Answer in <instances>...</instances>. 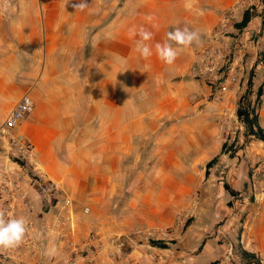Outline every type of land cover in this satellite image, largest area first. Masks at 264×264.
<instances>
[{"label":"crops","instance_id":"crops-1","mask_svg":"<svg viewBox=\"0 0 264 264\" xmlns=\"http://www.w3.org/2000/svg\"><path fill=\"white\" fill-rule=\"evenodd\" d=\"M251 2L255 0H0V123L23 94L34 102L15 129L33 145L32 153L21 162L0 152V172L18 185L17 195H24L13 216H25L33 241L27 252L12 249L11 260L37 264L40 251L55 247L56 228L65 229L68 222H55L52 216L65 199L72 202V224L87 212H114V189L120 188L115 181L122 178L127 186L141 188L136 195L147 197L135 204L172 212L178 203L151 196L181 197L183 181L177 172L182 165L218 157L239 163L236 185L243 195L259 198L254 242L240 243L264 263V142L231 120L236 121L238 100L249 89V98L257 99L256 126L264 130V15L227 30L229 45L241 43L240 50L235 44L231 51L237 75L231 92L209 100V89L190 75L194 51L222 15L241 20L242 9ZM133 26L153 33L147 42L153 55L147 60L135 50L139 36L130 37ZM177 27L196 30L199 38L167 65L155 55V44ZM231 144L232 156L222 152ZM120 165H126V175ZM191 179L185 187L196 186L200 177ZM37 181L55 184L54 204L38 194ZM80 228L87 230L86 225ZM94 264L113 263L101 251Z\"/></svg>","mask_w":264,"mask_h":264},{"label":"rangeland","instance_id":"rangeland-1","mask_svg":"<svg viewBox=\"0 0 264 264\" xmlns=\"http://www.w3.org/2000/svg\"><path fill=\"white\" fill-rule=\"evenodd\" d=\"M245 11L252 15H264V0L251 2L246 9H242V12ZM240 21L232 19L229 26L238 29ZM261 21L264 22V17ZM248 92L249 89H246L238 100L236 112H246L255 131L257 99H250ZM231 120L234 124L241 123L246 134L243 117L238 118L236 114V121L232 116ZM233 145L222 147V152L232 156L235 150ZM238 166L234 159L221 160L218 157L209 163L182 165V170L176 171L183 181L182 196H151L155 200L178 203L177 209L172 212L148 211L135 204V201L147 197L136 195L141 188L127 186V180L120 178L115 181L119 182L120 188L114 189L118 192V195H114V202L118 203L114 206V212L109 210L100 215L87 212L86 218L74 219L75 224H68L65 229L56 226V253L46 258V249H43L37 264H94L101 251L106 252L113 264H241L237 248L247 251L241 240L250 242V245L254 242L252 227L260 210L257 203L259 198L253 194L243 195L236 185L239 181ZM125 167L120 165L126 175ZM191 177H200L197 185L185 187V182L192 181ZM171 183L170 180L163 181L168 187ZM48 192V198H44L52 205L55 203L54 190ZM147 196L149 199L150 195ZM58 218L59 209H56L52 220L56 222ZM84 225L87 230L80 228ZM69 233L74 235V240H71ZM70 242L75 247L70 246Z\"/></svg>","mask_w":264,"mask_h":264},{"label":"built area","instance_id":"built-area-1","mask_svg":"<svg viewBox=\"0 0 264 264\" xmlns=\"http://www.w3.org/2000/svg\"><path fill=\"white\" fill-rule=\"evenodd\" d=\"M228 14L222 15L220 20L209 34V37L204 45L196 49L193 53V62L190 67V75L193 79L201 81L208 89V99L214 102L219 101L222 95L233 90L234 85L237 84V75L233 64L232 48L235 44L238 50L241 49V43L232 41V47L228 44V28L231 18ZM194 99V97H190ZM34 102L28 93L23 94L11 107L3 121L0 123V152L5 151L17 161L23 162L27 156L33 151V145L25 139L22 135L15 133L20 121L32 110ZM18 181V180H17ZM38 188L41 189L42 194L48 198L49 190H55V184L43 185L36 182ZM46 186L48 188L46 189ZM8 187H12L10 190ZM18 185L9 178L7 172H0V210H3L7 216H13L15 210V203L18 199H22L24 195H17ZM16 189V191H15ZM86 208L83 209V212ZM26 215V214H25ZM25 217V216H24ZM59 218L67 221L69 225L72 224V202L65 199L59 208ZM91 237L89 240H91ZM32 239L29 234L25 242L19 246L20 248L28 250V246L32 244ZM70 246L75 247L74 243L70 242ZM11 250H0V264H27V261H14L11 257ZM21 254L20 258L24 256Z\"/></svg>","mask_w":264,"mask_h":264},{"label":"clouds","instance_id":"clouds-1","mask_svg":"<svg viewBox=\"0 0 264 264\" xmlns=\"http://www.w3.org/2000/svg\"><path fill=\"white\" fill-rule=\"evenodd\" d=\"M85 5H81L83 7ZM190 7V5H188ZM149 20L153 17L149 16ZM129 35L132 38L139 36L135 41V50L140 57L147 60L153 55L152 46L147 42L152 40L153 33L144 27L137 29L135 26L129 29ZM199 38L196 30L188 27L175 28L166 34V40L163 43L155 44V55L163 63L172 65L181 55L182 51L190 47ZM87 211V209L85 210ZM29 234V223L23 216H7L0 210V250L16 249L21 246ZM56 248L53 246L47 255H55Z\"/></svg>","mask_w":264,"mask_h":264},{"label":"trees","instance_id":"trees-1","mask_svg":"<svg viewBox=\"0 0 264 264\" xmlns=\"http://www.w3.org/2000/svg\"><path fill=\"white\" fill-rule=\"evenodd\" d=\"M252 16L254 15L250 14L248 11H245L243 13L240 23L237 25L238 29L245 27ZM260 93H261V88L259 87L257 89V95H259ZM236 114L238 118L243 117L242 122L246 127V134L251 135L255 139L264 142V130H261L260 128L256 126V129L254 131L252 129L253 122L248 119L249 115L246 112L237 110ZM255 122H256V117H255ZM33 179L36 180L35 177H33ZM35 189L38 192V194L41 195V192H42L41 189L38 187H35ZM224 189H225V185H224ZM237 253L240 257L241 264H264L261 262L260 258L257 255H255L253 252L245 251L241 249V247L237 248Z\"/></svg>","mask_w":264,"mask_h":264}]
</instances>
